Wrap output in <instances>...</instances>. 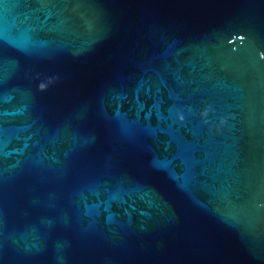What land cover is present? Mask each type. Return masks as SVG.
<instances>
[{"label": "water", "instance_id": "obj_1", "mask_svg": "<svg viewBox=\"0 0 264 264\" xmlns=\"http://www.w3.org/2000/svg\"><path fill=\"white\" fill-rule=\"evenodd\" d=\"M0 264H264V0H0Z\"/></svg>", "mask_w": 264, "mask_h": 264}]
</instances>
